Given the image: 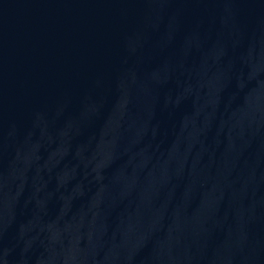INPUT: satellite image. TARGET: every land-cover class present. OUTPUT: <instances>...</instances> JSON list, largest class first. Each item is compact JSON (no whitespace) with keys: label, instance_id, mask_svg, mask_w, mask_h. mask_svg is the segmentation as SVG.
<instances>
[{"label":"water","instance_id":"95a60500","mask_svg":"<svg viewBox=\"0 0 264 264\" xmlns=\"http://www.w3.org/2000/svg\"><path fill=\"white\" fill-rule=\"evenodd\" d=\"M0 264H264V0H0Z\"/></svg>","mask_w":264,"mask_h":264}]
</instances>
